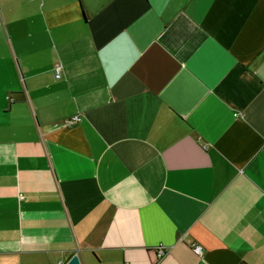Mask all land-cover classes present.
<instances>
[{
  "label": "crops",
  "instance_id": "obj_1",
  "mask_svg": "<svg viewBox=\"0 0 264 264\" xmlns=\"http://www.w3.org/2000/svg\"><path fill=\"white\" fill-rule=\"evenodd\" d=\"M74 253L264 264V0H0V264Z\"/></svg>",
  "mask_w": 264,
  "mask_h": 264
},
{
  "label": "built area",
  "instance_id": "obj_2",
  "mask_svg": "<svg viewBox=\"0 0 264 264\" xmlns=\"http://www.w3.org/2000/svg\"><path fill=\"white\" fill-rule=\"evenodd\" d=\"M61 72H62V66L60 64H57L56 66H54V76L55 78H59L61 76ZM80 120V116L78 115H73L71 117H68L64 120V124L65 125H73L75 123H77ZM193 250L196 254H201L202 252V247L199 244H193L192 245ZM164 253V249L162 247V245H159L156 251V255L160 256Z\"/></svg>",
  "mask_w": 264,
  "mask_h": 264
},
{
  "label": "water",
  "instance_id": "obj_3",
  "mask_svg": "<svg viewBox=\"0 0 264 264\" xmlns=\"http://www.w3.org/2000/svg\"><path fill=\"white\" fill-rule=\"evenodd\" d=\"M65 264H81L78 254L74 253Z\"/></svg>",
  "mask_w": 264,
  "mask_h": 264
}]
</instances>
